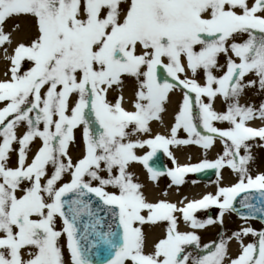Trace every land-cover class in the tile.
Masks as SVG:
<instances>
[{
  "label": "snow or ice",
  "instance_id": "obj_1",
  "mask_svg": "<svg viewBox=\"0 0 264 264\" xmlns=\"http://www.w3.org/2000/svg\"><path fill=\"white\" fill-rule=\"evenodd\" d=\"M20 16L31 18L27 43L4 31ZM0 59V264H264V227L251 225L264 226V173L250 168L252 148L264 147V0H0ZM125 78L129 108L108 99ZM246 90L260 102L241 104ZM174 93L168 134L152 135ZM190 144L203 158L177 164L170 146ZM158 151L172 168L150 166ZM133 165L169 187L211 169L215 191L150 202ZM225 168L234 183H223ZM210 207L215 218L195 216ZM232 213L242 225L227 234ZM146 224L165 226L150 246ZM213 224L218 239L201 245L194 230Z\"/></svg>",
  "mask_w": 264,
  "mask_h": 264
},
{
  "label": "bare ground",
  "instance_id": "obj_2",
  "mask_svg": "<svg viewBox=\"0 0 264 264\" xmlns=\"http://www.w3.org/2000/svg\"><path fill=\"white\" fill-rule=\"evenodd\" d=\"M19 24V29H16L15 31L12 30V36L13 40H21L24 42H28L30 36L32 35V29H31V18L26 16H20L14 17V19H9L4 25V29L7 28L9 31H11V27L14 25ZM221 62H223V57H221ZM4 61L0 59V79L5 78L4 76ZM118 93L119 96H122L124 98V107L129 108L130 107V101L134 99V82L133 80L129 78H125L123 81V85L121 87L113 86L111 90H109L108 93V99L111 101V97H114V95ZM180 93H174L171 95V102L166 105V111L162 114V123L158 121H152L150 123V127L152 130V135H155L157 133L162 135H167L168 130L173 122V116H174V106L175 101L178 99ZM262 97L260 95H257L253 90H246V93L244 96L241 97L240 103L244 104L246 102H250L253 104H258ZM115 101L113 100V103ZM243 102V103H242ZM215 108L217 110H220L222 107V102L216 100L215 102ZM252 126L259 127L262 126V122L257 120L252 122ZM179 134V133H178ZM258 141V140H257ZM218 141L214 144V146L208 151L207 158L208 159H214L216 157V154L221 151V148L218 145ZM198 147V148H196ZM171 153L172 156L175 157L176 161L179 163H186L191 161H199L203 158V152L204 150L201 149L199 146H192L190 145H176L171 146ZM34 149V148H33ZM81 151V148L78 149L74 146L69 147V155L75 158L79 155ZM31 153H29L30 156ZM252 155L254 157V161L250 164L251 170H257L260 169L261 171L264 170V147H253L252 148ZM190 158V159H189ZM15 157H12V163L14 162ZM136 177H138V182L144 185L143 192L146 198L150 202H155L157 200H167L169 202L177 203L178 206L179 202L184 199L185 197L187 200H191L193 198H197L202 193L207 192H214L215 191V184L210 182H200L193 184L192 181H194L193 178L191 180H187L183 185H181L179 188H170L167 195H164V193L161 192V188L163 186V179L162 177H158V180L156 182H151V180L147 179L146 172L143 171L142 167L140 165H133L130 169ZM223 183L228 181V178H232L233 175L230 174V172L223 170ZM258 171L252 172V174H255ZM187 177V176H185ZM189 181V182H188ZM197 181V180H196ZM235 181H232L233 183ZM185 200V203L187 202ZM224 224H230L229 231L226 232L227 234H231L232 231H235L239 229L242 225V221L238 219L237 216L232 214H226L224 217ZM251 225L253 228L259 230L262 226L259 221H251ZM163 224L158 225H144L143 226V232L145 234V242L146 246H150L157 238L161 237L164 230ZM180 231H185V229L188 230V226L181 220L178 224ZM217 230V225L213 224L207 229H203L202 233H198L200 235V243L201 245L207 243V241L211 238V236H207L206 231H214ZM250 237H246L244 239V242H249ZM238 245L235 240L230 241L228 245V251L230 255H234L237 252ZM147 251V247L145 249ZM66 258V256H65Z\"/></svg>",
  "mask_w": 264,
  "mask_h": 264
},
{
  "label": "rangeland",
  "instance_id": "obj_3",
  "mask_svg": "<svg viewBox=\"0 0 264 264\" xmlns=\"http://www.w3.org/2000/svg\"><path fill=\"white\" fill-rule=\"evenodd\" d=\"M18 18H20V17H18ZM11 19H14V17L13 18H11ZM15 26V25H14ZM14 26L13 27H11V31L13 30V28H14ZM4 31L5 32H9V30L7 29V28H5L4 29ZM26 43V42H25ZM220 100V99H219ZM243 103V102H242ZM260 142L259 141H256V144L258 145ZM255 147H258V146H255ZM234 180H235V177H234ZM164 190H166V189H164ZM164 190L162 191V192H164ZM211 209V208H210ZM211 211H212V213H211V216L213 217V218H215V214H216V212L218 211L216 208H214L213 210L211 209ZM201 213H203V212H200V215H201ZM220 231H218L217 232V234H216V236L214 237V239L215 240H217L218 239V233H219Z\"/></svg>",
  "mask_w": 264,
  "mask_h": 264
}]
</instances>
